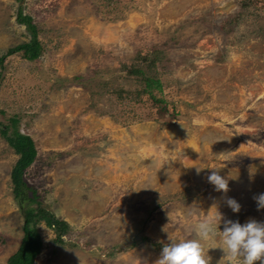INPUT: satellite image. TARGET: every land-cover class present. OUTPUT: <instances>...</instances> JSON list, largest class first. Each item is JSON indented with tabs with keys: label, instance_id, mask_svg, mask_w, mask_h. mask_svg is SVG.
I'll list each match as a JSON object with an SVG mask.
<instances>
[{
	"label": "rangeland",
	"instance_id": "obj_1",
	"mask_svg": "<svg viewBox=\"0 0 264 264\" xmlns=\"http://www.w3.org/2000/svg\"><path fill=\"white\" fill-rule=\"evenodd\" d=\"M18 10L42 51L0 61V129L32 137L23 178L68 223L60 241L37 222L34 264H154L168 236L218 243L198 229L216 211L264 221V0H0V55L29 38ZM17 157L0 131V264L23 235Z\"/></svg>",
	"mask_w": 264,
	"mask_h": 264
},
{
	"label": "trees",
	"instance_id": "obj_2",
	"mask_svg": "<svg viewBox=\"0 0 264 264\" xmlns=\"http://www.w3.org/2000/svg\"><path fill=\"white\" fill-rule=\"evenodd\" d=\"M15 19L25 26L29 38L26 41L8 47L0 55V61L6 55L19 51L26 59H34L41 54L42 46L37 38L36 27L32 23L31 16L23 14L21 10H18ZM139 71L142 72L141 69ZM143 79L145 82L144 91H147L149 94H151L150 87L152 86L160 89L158 80L145 75ZM10 122L12 126L10 134L7 133L8 125L3 126L0 131L7 143L18 154L12 166L10 177L13 185L12 192L22 210L23 235L17 249L7 258V264H34L36 256L42 249V239L36 227L37 222L42 220L47 227L52 228L56 233V239L60 241H62V236L67 232L68 223L43 206L37 200L35 189L28 185L23 178V170L34 159L36 148L30 135L18 131L16 126L17 118L15 116L10 117Z\"/></svg>",
	"mask_w": 264,
	"mask_h": 264
},
{
	"label": "clouds",
	"instance_id": "obj_3",
	"mask_svg": "<svg viewBox=\"0 0 264 264\" xmlns=\"http://www.w3.org/2000/svg\"><path fill=\"white\" fill-rule=\"evenodd\" d=\"M200 168L197 166V173ZM206 178L215 190L227 191V180L218 171H210ZM254 199L258 209L264 207V192L254 196ZM226 203L233 212L240 208L239 203L232 197H228ZM221 223L222 229L218 227ZM198 229L201 237L211 233L213 238L219 230V242L209 247L221 248L224 264H254L255 261L264 264V221L249 219L241 223L239 220L222 217V213L216 211L215 216L203 218ZM209 247L204 246L202 239H172L168 236V242L162 244L154 264H208Z\"/></svg>",
	"mask_w": 264,
	"mask_h": 264
}]
</instances>
